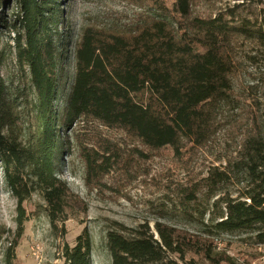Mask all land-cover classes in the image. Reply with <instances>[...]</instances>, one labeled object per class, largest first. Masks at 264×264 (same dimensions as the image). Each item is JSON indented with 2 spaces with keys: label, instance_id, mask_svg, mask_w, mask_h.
Wrapping results in <instances>:
<instances>
[{
  "label": "trees",
  "instance_id": "1",
  "mask_svg": "<svg viewBox=\"0 0 264 264\" xmlns=\"http://www.w3.org/2000/svg\"><path fill=\"white\" fill-rule=\"evenodd\" d=\"M11 1L0 0V35L14 32L9 53L15 50L29 86L4 78L8 50L1 48L0 163L18 214L6 253L2 245L11 231L0 225V264H12L29 220L24 202L33 194L46 202L53 226L68 220L73 195L62 176L72 147L87 178L123 164L124 143L103 130L139 141L130 158H161L184 172L172 205L199 226L157 220L154 231L148 221L129 226L111 220L105 238L112 264H172L171 255L184 260L189 253L210 257L209 240L219 233L250 232L264 244V99L255 95L264 80L255 69L243 91L236 82L247 74L246 62L259 66L264 59L263 20L245 15L241 5L203 17L192 14L193 0H149L146 14L131 26L86 27L71 74L66 0H13L14 18L8 16ZM249 107L247 118L235 123ZM234 129L242 134L236 148L219 164L197 170L219 134ZM73 130L74 139L68 135ZM92 251L85 226L75 245L65 247L63 264H92Z\"/></svg>",
  "mask_w": 264,
  "mask_h": 264
},
{
  "label": "rangeland",
  "instance_id": "2",
  "mask_svg": "<svg viewBox=\"0 0 264 264\" xmlns=\"http://www.w3.org/2000/svg\"><path fill=\"white\" fill-rule=\"evenodd\" d=\"M12 1L8 7L10 18H14L18 13V5ZM166 3L170 5L169 0ZM65 4L69 45L65 66L71 74L74 70L75 45L86 27L108 28L111 22L117 21L131 26L144 16L152 5L149 0H66ZM234 5H241L239 10L245 15L248 14L253 19L258 17L259 21L264 22V0H193L192 14L209 17ZM14 35L11 31L0 35V49L8 50L2 75L14 86L27 87L28 73L22 72L15 62V50L9 53L14 46ZM258 60L259 66H252L249 62L244 64L247 74L238 75L236 79L239 92L243 91L245 85L250 84L248 73H253L255 69L257 71L255 76L264 80V59ZM27 91L29 93V90ZM255 95L264 99V83L260 85ZM250 101L246 99L247 103ZM250 108L239 111L235 123H238L239 119H246ZM261 108L264 111V103ZM68 133L74 139V130ZM103 134L124 143L123 164L106 176L92 178L90 175L87 178L85 164L79 158L77 148L72 147L73 154L64 156L62 176L73 195V207L67 211L68 220L65 224L53 226L48 217L46 202L40 195L33 194L24 202L29 220L11 259L12 264H63L65 247L75 245L78 235L85 226H88L93 242L92 264H112L105 238L111 220L129 226L148 221L154 231V223L157 220L167 221L178 227L199 229L197 223L194 224L189 218L178 213L174 204L172 205L176 200L173 191L175 184L186 181L187 176L184 172L172 168L171 164L161 158L149 162L130 158V154L133 153L131 148L140 147L139 141L106 130H103ZM79 135L80 138L82 136L85 138L86 134ZM237 137H242L238 129H234L233 133L227 130L221 132L213 146L204 151L196 169L205 171L208 166L219 164L218 158L226 151L230 152L236 148L239 140ZM128 159L135 162L126 164ZM143 168L145 174L141 175ZM17 204V198L6 185L0 163V225L11 231L2 245L4 253L17 229ZM209 244L212 245L210 257L203 253L199 255L189 253L181 260L171 255L172 264H264V244H257L250 232L219 233L214 240H209Z\"/></svg>",
  "mask_w": 264,
  "mask_h": 264
}]
</instances>
